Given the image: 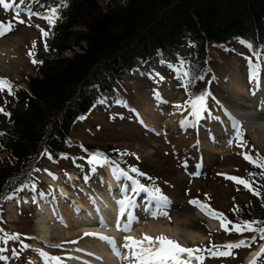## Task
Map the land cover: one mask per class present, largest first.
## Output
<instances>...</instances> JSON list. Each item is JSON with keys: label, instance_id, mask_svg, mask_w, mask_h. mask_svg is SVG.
Returning <instances> with one entry per match:
<instances>
[{"label": "rangeland", "instance_id": "obj_1", "mask_svg": "<svg viewBox=\"0 0 264 264\" xmlns=\"http://www.w3.org/2000/svg\"><path fill=\"white\" fill-rule=\"evenodd\" d=\"M97 1L102 8H106L105 2L107 0ZM125 1L119 0L118 4L123 5ZM57 4L58 2L51 0H24L23 3H21V0H16V7L12 9L5 10L0 6V21L7 22L11 20L17 10L23 12L24 9L31 8L43 14L48 8ZM21 18L28 19L27 15H22ZM31 24V27L27 24H17L14 31L0 38V43L3 42L9 50L13 48L10 52L13 56L12 60L16 61L14 63L6 61L5 66L1 65L0 77H6L13 85H19L24 89H26V85L23 83L24 78L28 75H35V65L32 64L27 54L32 47L33 40L37 42L36 58L44 55L42 49L43 38L35 25H39L45 30L49 28L47 21L38 17H33ZM1 50L0 48V52ZM235 50V53L224 56H220L214 51L211 52L213 61L210 65V75L204 82L208 91L211 92V97L207 101L210 111L204 113V118L198 122L189 112V108L177 110L175 107L187 102V88L184 86L185 80L182 81L179 78L180 76L176 75L165 64L150 62L146 65L147 69L143 68L136 72L123 74L125 85L121 96L125 103L117 105L111 111L106 112L109 107L101 102L97 112L95 110L91 116L75 126V140L88 148V153L83 156L85 159H76L75 163L71 159L70 164L60 162L56 165L41 152L35 159L31 170V185L35 183L36 191L33 192L31 185H29L22 194L10 200L6 199L0 206V229L10 235L20 234L19 240H9L6 244L0 243V249H6V251H0V257H7L6 260L0 259V264H46L40 251L47 253L49 256L61 257L63 264H83L79 261L68 260L72 249H82L88 253L93 252L92 254L97 253L95 259L73 251V253L81 255L83 258L86 257L85 259L89 262L102 263L99 252H97L98 244L96 243L101 242V240L85 237L81 232L102 230L103 227L98 228L97 221L89 225L87 224L88 221L80 220V218L78 223H86L85 226L76 228V224L73 228L79 230L81 235L77 234L78 232L71 233L68 231L67 233V230H65L67 221L64 220L69 218V214L72 213L71 210L75 209L73 205H77L76 199L87 205L90 202V195L88 194L95 197L105 188L102 177L107 178L108 171L111 172L110 168L108 166L98 167L95 173H91L86 158L89 153L96 151L104 153L106 150H109L107 152L109 157L119 156L118 152L114 150H126L139 156V160L133 155L122 157L125 166L121 167L125 170L132 166L139 168L147 174L145 177H137L135 173H130V175L139 179L147 187L158 186L163 195L173 201L172 210L170 211L171 222L166 218L149 220L147 224L142 226L135 225L133 232L118 231L116 233V246L120 249L122 256L127 251L125 248V250L123 249L126 235L134 233L135 237L139 239L142 238L143 233H148L151 228L155 231L154 234L158 233L156 227L161 225L165 231L164 235L176 239L184 247L205 248L210 247L212 244L235 243L241 239L250 240L255 236L256 243L252 247L235 249L232 257L213 258L208 257L205 253L206 259L204 260V264H251L256 256L250 261H248V257L253 251L260 249L261 246L264 247V240H261L256 233L239 236L237 233L224 232L220 227L219 220L209 217L196 206L188 203L189 200L198 199L214 210L224 213L231 220L228 214L234 207V203H248L250 201V191L242 185H237L234 181H229L222 174L246 179L251 178L249 173L252 168L256 167L245 160L243 154L248 152L253 156L257 154L264 156V142L254 143L251 134L245 129L241 121L243 129L246 130L244 138L248 141L247 147L242 148L239 146V142L235 141L226 148H220V151L215 153V150L209 146L211 143L207 136H205L207 139L205 140V147L197 146L202 140V131L217 124L221 117L224 118L223 108L228 109V107H232L237 103L234 98L236 94L233 92L234 87H230V81L233 80L235 74L245 84L248 92L246 97L250 98L248 104L250 108H253L250 114L258 116L263 112L259 100H263L261 86L264 83V70L261 71L260 80L257 84H253L249 80L248 61L250 58L254 63H264V61H257L256 57L250 54L243 45H235ZM76 51L80 52L79 50ZM1 53L0 56L6 58V53ZM63 54L66 57L72 56L70 52H64ZM160 77H163V79H160ZM196 88L199 90L198 86ZM253 91H255V94H253ZM89 92L97 97L99 96L96 87L91 88ZM3 95H5V91L0 92V98ZM121 96L119 95V97ZM172 111L176 114L177 119L175 118V122L172 121L173 123H168L171 121L169 115ZM120 114H122L123 119H121ZM140 115H142L145 123H147L148 118H152L160 133L157 135L150 134L147 133L149 131L147 128L139 127L136 120L138 121V118L140 120ZM183 120H187L189 123L182 125L180 122ZM2 124L3 122L0 119V127ZM217 145L215 144L214 147H217ZM6 157V153L0 155V158ZM77 164H82L83 169L77 167ZM195 166L197 168L201 167L198 176L192 174L197 172ZM36 169H40V171H35ZM45 169L48 171H44ZM49 172L58 179H54L53 175H49ZM74 174L77 175L78 181L68 179L70 175L74 176ZM85 174L90 176L87 182L84 180ZM148 177L153 179L149 180ZM119 182L122 185L131 183L128 180H118ZM254 186L257 187L255 184ZM60 188H64L66 192H63ZM119 190L117 189L115 194ZM40 193L47 194L46 199L40 197ZM120 194L117 195L118 198L123 199ZM142 205L143 203L139 204L140 207ZM43 206L47 207V213L49 211L54 215L53 224H47L49 228L45 232L41 226L42 220H44L41 216L45 214V211L42 210ZM76 215L78 216V213ZM137 215L144 219L142 211H137ZM59 216L63 217V222L58 218ZM112 219L114 218L111 217V221ZM211 222L214 223V226L216 225L214 228L211 227ZM107 224H110V222ZM115 225H109L107 229L104 228L103 230H107L108 235L114 234ZM229 228H231V225H229ZM68 234L78 243L73 244L67 241ZM0 235H3V233H0ZM29 237L35 239H29ZM21 241L29 247L24 249ZM105 243L109 244L108 242ZM55 245H61V247H55ZM108 247V251L112 252V246ZM117 258V264H119L121 257L117 256ZM261 261L264 262V257L261 258ZM192 262L200 264L196 260ZM53 263L55 264V262Z\"/></svg>", "mask_w": 264, "mask_h": 264}, {"label": "trees", "instance_id": "obj_2", "mask_svg": "<svg viewBox=\"0 0 264 264\" xmlns=\"http://www.w3.org/2000/svg\"><path fill=\"white\" fill-rule=\"evenodd\" d=\"M118 1L107 0L104 9L97 0H66L48 51L42 41L44 55L36 59L43 64H36L35 75L24 78L26 89L15 85V95L5 90L0 98V107L10 113L0 112V132L5 133L0 136V155L7 154L0 158V206L6 201L2 197L31 185V170L41 152L47 151L56 165L86 156L88 148L75 140V126L97 112L101 102L109 107L106 112L124 104L123 74L155 62L180 76L183 59L196 77H203L191 84L185 80L189 101V93L208 90L204 82L210 75L212 51L224 56L235 53V45H243L253 55L264 48V0H126L123 5ZM93 87L98 97L89 92ZM111 158L125 166L119 156ZM248 179L256 181L264 196V179L258 175ZM249 199L234 203L228 214L233 222L264 220L261 197L250 192ZM236 206L239 212L233 211ZM246 234L253 233L239 236Z\"/></svg>", "mask_w": 264, "mask_h": 264}, {"label": "snow or ice", "instance_id": "obj_3", "mask_svg": "<svg viewBox=\"0 0 264 264\" xmlns=\"http://www.w3.org/2000/svg\"><path fill=\"white\" fill-rule=\"evenodd\" d=\"M24 0H21L23 3ZM0 6L5 10L12 9L16 7V0H0ZM66 0H60V3L48 8L45 13L41 14L34 11L31 8L24 9L23 12L17 10L14 13V16L11 20L5 22L0 21V38L10 34L15 30L17 24L25 25L31 27V20L33 17H38L40 19L46 20L49 25L48 30L41 28L39 25H35L41 33V37L44 41V49L45 51L49 50L48 39L54 36V32L52 29L55 27L57 21L61 19L60 10L63 7H66ZM22 15H27L28 19L25 20ZM242 44H245L250 49H256L257 46L248 43L247 41H241ZM36 44L35 40L32 41V47L28 51V56L31 59V62L36 64H43L42 60L36 59ZM253 55L256 57L257 61H264V48H260L259 51L253 52ZM249 80L253 84H257L260 80V73L264 70V63H254L250 58L249 61ZM179 73L180 79L187 80L188 84H191L194 79H203L202 76L196 77L192 71L190 66L187 64V61L181 60L179 61ZM163 79V77H160ZM187 87V85H184ZM8 91L10 95H15V91L17 90L16 86L7 79L6 77H0V92ZM255 94V91H253ZM190 99L183 105H176L177 110H185L187 108H191L192 115L195 117L198 122L200 119L204 118V113L209 112L207 106L208 98L211 97V92L208 90L202 91L198 94L189 93ZM0 112H3L6 116H10V113L4 111V108L0 107ZM231 115L230 113L228 114ZM233 128H234V136L233 140L230 143L238 141L240 147H247L248 141L245 137V130L243 129L241 123L237 121L234 117H232ZM182 125L189 123L187 120H183L180 122ZM5 135V133L0 132V136ZM3 147V145H0ZM87 152V150L85 149ZM118 152L119 156L122 158L127 155L136 156L135 153H129L126 150H114ZM45 155L49 156V159H52L51 155L46 151ZM244 159L249 161L256 168L260 169L259 173L250 172V177L260 176L261 179H264V156L257 154L253 156L248 152H245ZM62 158L68 159L67 154H62ZM73 163H75V157L72 158ZM79 159H85V157H80ZM136 159L139 160V156H136ZM86 163L89 165V171L91 173H95L98 167L108 166L112 172V175L117 180H128L130 184H123L122 191L125 193L124 198L117 201L119 211L118 218L116 221V228L125 233H129L133 231L134 225H144L149 222V220L166 218L170 222L172 221V217L170 216V211L172 210L173 201L163 195L161 189L158 186L153 185L152 187H147L145 184L141 183L139 179L134 178L130 173H135L137 177H145L147 174L142 172L139 168L132 166L128 170L121 168L119 162L115 159H112L107 154L102 153L100 151L89 153L86 158ZM77 167L83 169L82 164H77ZM35 171H40V169H36ZM44 171H48L45 169ZM193 175H200V172H194ZM49 175H53L54 179H58L54 174L49 172ZM225 175V178L229 181H234L237 185H242L245 189L250 191L253 195L261 197V202L264 203V196L260 191V188L253 187L256 183L255 180H250L242 177ZM70 180L71 177L69 176ZM90 179L88 174H85L84 180L87 182ZM149 180H152V177H148ZM33 192L36 191V185L33 183L31 186ZM129 188L133 193H139L141 191L148 194V199L144 204L142 209H139L136 201L133 197L127 195ZM22 190V189H21ZM40 197L46 199L45 193H40ZM3 199H12V196L2 197ZM190 205L196 206L198 209L203 211L206 215L213 219H217L220 221V227L224 232L227 233H256L261 240H264V220L250 219V220H239L238 222H233L229 220L224 213L218 212L211 208L208 204L201 202L198 199H192L188 202ZM55 211V210H54ZM99 211V208H97ZM137 211H142L144 213V219H141L137 215ZM234 212H239V206H236L233 209ZM126 216V220H125ZM61 222H63V217H58ZM123 221V222H122ZM100 224L104 227H108L107 222L101 216ZM231 225V228H229ZM0 243L6 244L9 240H19L20 234H7L4 233L3 229H0ZM85 236H93L99 237V239L107 241L111 246L112 250L115 252L117 256H120L122 260L126 261L127 264H192L193 260L199 261L200 264H204V260L206 259L205 253H207L208 257L213 258H221V257H232L234 255L235 249L241 248H250L253 244L256 243V237L253 236L249 239H241L235 243H226V244H212L210 247L200 248V247H184L182 246L176 239H173L167 235L160 234L157 236L149 235L148 233H143L142 238H135L131 235H126L124 237L125 243L123 244V248L128 250V256H122L120 249L116 246V241L112 237L102 236L98 233L94 232H85ZM29 239H35L34 237H29ZM71 243H78V241H71ZM21 245L24 249H27L29 245L24 244L21 241ZM55 247H61V245H55ZM0 251H6V249H0ZM15 251V250H14ZM40 251V250H37ZM77 251H82V249H77ZM40 254L45 258L46 264L49 261L55 262V264H63V260L59 256H49L47 253L40 251ZM185 254L187 259H185ZM17 255H19L17 253ZM89 255H92L89 253ZM264 257V247H261L259 252L256 253V258L251 261V264H264L261 261V258ZM0 259H7V257H0Z\"/></svg>", "mask_w": 264, "mask_h": 264}, {"label": "bare ground", "instance_id": "obj_4", "mask_svg": "<svg viewBox=\"0 0 264 264\" xmlns=\"http://www.w3.org/2000/svg\"><path fill=\"white\" fill-rule=\"evenodd\" d=\"M0 48L2 49L1 52L6 53V58H3L2 56H0V66L1 65L5 66V64L7 63L6 61H10L13 63L16 62V61L12 60L13 56H11V52H10L11 50H13V48L11 50H9L8 47L6 45H4L3 42L0 43ZM1 52H0V54H2ZM15 58H16V56H15ZM230 87H234L233 92L236 93L234 98H235V101H237V103L232 107H228V109L223 108L224 109L223 115H225L224 118L221 117V120L218 121L217 124L212 125L208 128H205V131L204 130L202 131L203 132V135L201 137L202 140L197 145V146L201 145V146L205 147V140H207L205 138V136H207L208 140L211 143V145H209V146L213 150H215V153L219 152L220 148H223V147L226 148L227 146H229L231 138L233 139L235 130L233 128L232 117H234L239 122L240 121L243 122V126L251 134V136H252L251 139H253L254 143L260 144V143L264 142V114L262 112L259 115L257 114L258 116H254V115H252V113L250 114L251 110L253 109V108H250V105L248 104L250 101V98L246 97V95H248V92L245 88V84L242 83V80L240 79V77H238V75L235 74L233 80L230 81ZM263 90H264V83L261 86V92L264 94ZM259 103L261 105V108H263L264 107L263 100L262 101L259 100ZM173 112L174 111H172L171 114L169 115V117H171V121H169L168 123H173L172 121L175 122L176 114ZM229 113L231 114L230 116L228 115ZM258 120H259V122H258ZM153 121L154 120H152V118H148L146 124L149 127L158 130L157 126L154 124L155 122H153ZM211 138H212V140H211ZM208 144H209V142H208ZM215 144H218L217 147H214ZM206 150H207V148H206ZM70 176H71V179L73 181H78L77 175L74 174V176L73 175H70ZM102 178H103L102 183L105 184V188L102 190V192L99 193L97 196L95 195V197L86 192L88 195H90L89 204L86 205L85 203L76 199L75 201H77V205L75 206V209L71 210L72 213L69 214V218L65 219V217H64V219H65L64 221H67L66 222V229H65V230H67L66 231L67 233H68V231H70L71 233L78 232L77 234L81 235L79 233V230L78 231L76 230V228L85 226V224H83V223H81V224L78 223V219H80V218H81L80 220L84 219V221L94 222V221H100L101 216H103V219L107 223L108 222L111 223V217H113L114 213L116 216V212L119 211V207H118V204H117V201L115 200V198L113 199L109 196V194H113V193H109V192L111 190L117 188V186L119 185L118 180H116V178L112 175V173L110 171H108V176L106 179H105V177H102ZM60 189L63 192H66L64 188H60ZM120 191H122V190H120ZM130 192H131V194L130 195L128 194V196L134 197V199H135L138 197V194L141 193L142 191L137 193V194L133 193L131 190H130ZM64 194H66V193H64ZM123 195H125V194H123ZM90 206H92L93 208H91ZM78 208H80V210L82 211L81 214H79L80 212H78V211H80V210H78ZM97 208H99V211H97ZM46 209H47V207L43 206L42 210L45 211V214H42V216H41L46 221L45 222L44 220H42V224H41V226L44 229L43 230L44 232L46 231L47 228H49L47 226V224H53L52 222H54V215L52 214V212H49V211L47 213ZM76 213H78V216L76 215ZM76 224H77V227L73 228V226H76ZM210 225L212 228H214L216 226V225L214 226L213 222H211ZM134 227H135V225L133 226V230H134ZM88 228H89V226H88ZM156 229L159 231L158 233L154 234L155 231H153V228L149 229L148 233L151 234L152 236L165 234V231L163 230L161 225L157 226ZM82 230H84V229L82 228ZM96 230H99V229H96ZM86 231H88V230H86ZM81 233L84 235L83 231ZM129 235L135 237L134 233H130ZM67 236H68L67 241H70V242L72 240L75 241V239L73 237H70L69 234ZM67 236H65V237H67ZM94 238L99 239V237H94ZM96 243L98 244L97 252H99L98 253L100 255L99 258L102 259L101 264H117L118 258L116 256L115 252L114 251H112V252L108 251L109 247L103 241H101V242L99 241ZM124 250L122 251V253L124 252ZM259 250L260 249L253 251L251 253V255L248 257V261L253 259L256 256V253L259 252ZM95 254H97V253H94V255ZM127 255H129L128 250L126 251V254L124 256H127ZM87 258H89V257H87ZM184 258L186 259L187 257L185 256ZM49 264H54V263L49 262ZM192 264H194V263L192 262Z\"/></svg>", "mask_w": 264, "mask_h": 264}]
</instances>
